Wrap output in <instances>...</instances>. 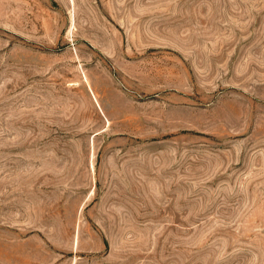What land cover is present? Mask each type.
Segmentation results:
<instances>
[{
    "label": "rangeland",
    "instance_id": "1",
    "mask_svg": "<svg viewBox=\"0 0 264 264\" xmlns=\"http://www.w3.org/2000/svg\"><path fill=\"white\" fill-rule=\"evenodd\" d=\"M0 264H264V0H0Z\"/></svg>",
    "mask_w": 264,
    "mask_h": 264
}]
</instances>
